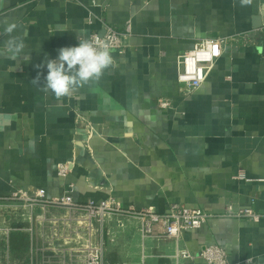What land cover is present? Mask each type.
<instances>
[{
  "label": "crops",
  "instance_id": "1",
  "mask_svg": "<svg viewBox=\"0 0 264 264\" xmlns=\"http://www.w3.org/2000/svg\"><path fill=\"white\" fill-rule=\"evenodd\" d=\"M0 19L15 20L25 43L18 57L0 49V264H86L89 240L102 264H206L179 251L195 257L209 245L230 263L264 264V217L221 216L228 206L264 214V0H0ZM103 23L129 37L98 85L57 100L31 82L39 74L42 86L46 58L102 35ZM217 38L228 41L222 56L185 96L178 56ZM61 163L71 165L65 178ZM71 186L79 205L114 199L134 212L182 205L216 217L171 239L161 227L144 237L139 219L113 214L79 236L70 208L36 207L23 243L14 196L44 190L53 200Z\"/></svg>",
  "mask_w": 264,
  "mask_h": 264
},
{
  "label": "built area",
  "instance_id": "2",
  "mask_svg": "<svg viewBox=\"0 0 264 264\" xmlns=\"http://www.w3.org/2000/svg\"><path fill=\"white\" fill-rule=\"evenodd\" d=\"M65 2H74L75 0H64ZM92 24V22H90ZM103 34L93 33L91 36H100L103 40H108L112 46V52L124 54L127 51V38L129 37V29L126 33L120 32L114 27L103 23ZM264 34V27L260 30ZM245 43L249 42V36L242 37ZM228 44L227 39H207L197 43L193 50L181 53L177 58V80L182 93L188 96L202 87L207 81L215 64L220 59L223 49ZM162 109H170L171 103L163 101L160 103ZM83 120V119H82ZM71 172L69 163H61L58 166L57 174L60 178H65ZM71 191L62 198L47 200L44 190L34 193L19 191L13 200H22L31 203V207L39 206L44 209L47 206H60L70 208L77 218L81 221L77 222L79 229L76 235L83 234L84 229L91 228L92 225L83 223V219L97 220L102 223V219L113 214H128L139 219L142 222V234L144 237L157 238L158 228L164 230V236L171 239H179L183 234L192 230H198L205 225L210 219L216 215L209 214L199 209H191L182 205H172L168 213L158 214L153 211L144 210L134 212L123 208L121 203L114 199L102 201L99 204L87 203L79 205L75 203ZM223 217L235 219H250L259 221L264 214L257 213L253 210H235L233 206H228ZM91 222V221H90ZM95 222V221H94ZM85 224V225H84ZM86 233V232H85ZM84 261L86 264H102L104 251L101 248H94L89 240L84 246ZM179 257L185 260L201 259L206 264H233L228 260L225 248L218 245H209L201 250L194 257L190 252L179 251ZM239 264V263H237Z\"/></svg>",
  "mask_w": 264,
  "mask_h": 264
},
{
  "label": "clouds",
  "instance_id": "3",
  "mask_svg": "<svg viewBox=\"0 0 264 264\" xmlns=\"http://www.w3.org/2000/svg\"><path fill=\"white\" fill-rule=\"evenodd\" d=\"M242 6L251 3V0H240ZM3 31L0 36L6 37L0 42V49L13 55L20 56L25 49L23 34L14 35L21 27L15 20L0 19ZM45 82L40 85L38 74L31 82L45 94L54 95L57 100L78 98L77 94L84 87H93L99 84L105 73L116 67L112 55L110 41L100 36L79 37L77 46L61 47L56 59H47ZM44 64L37 65V68Z\"/></svg>",
  "mask_w": 264,
  "mask_h": 264
},
{
  "label": "rangeland",
  "instance_id": "4",
  "mask_svg": "<svg viewBox=\"0 0 264 264\" xmlns=\"http://www.w3.org/2000/svg\"><path fill=\"white\" fill-rule=\"evenodd\" d=\"M21 202H23V205H24V207H23V211H22V214H24L25 215V217H23V219H26V222L24 221L23 222V234H22V237H23V243L25 242V240L26 239H29L31 236L30 235H32V231H30V227L28 226V222H27V220H29L30 218H31V212H32V210H34V208H36V207H39V206H35V207H31L30 205H31V203H27V202H25V201H22L21 200ZM7 205H11L10 203L8 204L7 203ZM12 205H13V203H12ZM9 211V213H6V218H8L9 216H12V210L10 211V210H8ZM114 215H109V216H107V217H105V218H103L102 219V225H104V223H106V222H108V221H110V219H111V217H113ZM78 221H81L80 219H77ZM77 221V222H78ZM83 221V223H88V225L90 224V225H92L91 226V230H92V228H93V226L95 225V222H98L97 220H92V219H88V218H86V219H83L82 220ZM91 221V222H90ZM85 225V224H84ZM45 227H48V226H45ZM44 227V228H45ZM56 236H57V234H56ZM59 236H60V234H59ZM106 253V252H105ZM12 254V253H11ZM12 259H13V257L11 256V261H10V264H13V261H12Z\"/></svg>",
  "mask_w": 264,
  "mask_h": 264
}]
</instances>
